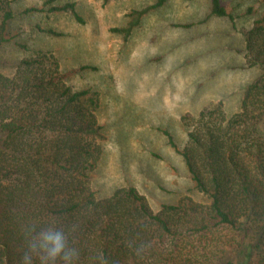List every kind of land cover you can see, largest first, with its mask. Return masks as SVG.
Here are the masks:
<instances>
[{"label": "trees", "instance_id": "1", "mask_svg": "<svg viewBox=\"0 0 264 264\" xmlns=\"http://www.w3.org/2000/svg\"><path fill=\"white\" fill-rule=\"evenodd\" d=\"M55 1L46 3L50 13L85 23L75 3ZM168 1L132 11L112 32L128 41ZM209 1V17L235 22L224 0ZM14 18L12 2L0 0V48L11 41ZM243 33L250 66L261 74L246 88L240 111L229 114L219 102L184 115L183 147L163 131L205 202L187 197L160 212L135 187L108 198L93 188L104 156L100 96L68 81L97 67L64 72L53 53L38 52L12 76L0 73V264H19L26 228L50 220L78 249L77 264H264V14Z\"/></svg>", "mask_w": 264, "mask_h": 264}, {"label": "rangeland", "instance_id": "2", "mask_svg": "<svg viewBox=\"0 0 264 264\" xmlns=\"http://www.w3.org/2000/svg\"><path fill=\"white\" fill-rule=\"evenodd\" d=\"M10 1L15 18L11 41L0 48L1 74L12 76L23 59L38 52L53 53L64 72L98 68L68 81L100 96L104 156L93 176L98 197L135 187L155 212L187 197L205 202L163 131L183 147L184 115H198L219 102L229 114L240 111L246 88L261 74L250 66L243 31L264 14V0H224L234 23L209 17V0H169L145 16L128 41L112 29L125 27L132 11L158 0L55 1L75 3L84 24L67 13H50L51 0ZM33 8L42 11L26 12ZM191 23L192 28L176 26ZM50 29L63 36L49 34Z\"/></svg>", "mask_w": 264, "mask_h": 264}, {"label": "clouds", "instance_id": "3", "mask_svg": "<svg viewBox=\"0 0 264 264\" xmlns=\"http://www.w3.org/2000/svg\"><path fill=\"white\" fill-rule=\"evenodd\" d=\"M25 245L19 264H77L78 249L54 220L39 226L29 225L25 230Z\"/></svg>", "mask_w": 264, "mask_h": 264}]
</instances>
